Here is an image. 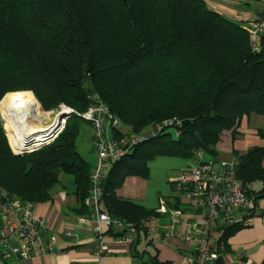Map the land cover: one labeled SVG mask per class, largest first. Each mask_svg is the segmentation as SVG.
Masks as SVG:
<instances>
[{
  "label": "trees",
  "instance_id": "obj_1",
  "mask_svg": "<svg viewBox=\"0 0 264 264\" xmlns=\"http://www.w3.org/2000/svg\"><path fill=\"white\" fill-rule=\"evenodd\" d=\"M90 93L138 132L182 120L114 163L103 182L104 209L148 234L156 209L119 197L117 189L129 175L148 177L149 162L159 156L193 160L201 150L218 157L225 132L235 141L245 116L264 115V35L254 50L246 25L205 0H0V185L10 194L46 202L60 175H70L88 214L93 166L78 139L90 124L81 116ZM25 95L36 96L45 110L65 104L75 112L53 142L18 155L1 112L7 119L5 103ZM257 133L264 139V127ZM233 156L238 178L257 202L264 197V145L243 154L234 148ZM256 181L259 191L251 188ZM246 225L223 230L226 247ZM147 264L171 263L152 256Z\"/></svg>",
  "mask_w": 264,
  "mask_h": 264
},
{
  "label": "built area",
  "instance_id": "obj_2",
  "mask_svg": "<svg viewBox=\"0 0 264 264\" xmlns=\"http://www.w3.org/2000/svg\"><path fill=\"white\" fill-rule=\"evenodd\" d=\"M246 28L251 32L254 50H259L260 38L264 35V13L255 22L246 25ZM88 98L90 105L81 116L93 128L97 162L90 176L91 190L85 199L89 212L81 215L79 222L84 224L93 220L96 223L95 253L103 256L110 254L113 247L132 246L139 236V230L134 223L112 216L103 207V182L108 171L139 144L166 127H181L182 120H166L137 133L131 127L127 130L122 128L121 120L97 93H90ZM74 112V109L65 104L53 109L52 113L56 116L44 126L47 131L36 136L35 146L26 151L32 152L53 142L63 131L68 115ZM13 150L15 153H27L20 148ZM193 162L181 170L177 183L190 208L198 212L202 220L192 230L178 232L177 235L192 246L193 259L190 264H228L224 261L226 244L221 240L223 230L247 223L249 214L257 208V202L253 196L247 194V189L238 178L234 158H206L205 153L200 150ZM35 204L10 194L0 185V255H12L19 262L60 251L44 238L42 230L47 220L36 214ZM159 211H168L163 200L160 202ZM175 217L180 221L179 215ZM66 234L77 237L71 231ZM171 235L174 234H154L158 239Z\"/></svg>",
  "mask_w": 264,
  "mask_h": 264
},
{
  "label": "crops",
  "instance_id": "obj_3",
  "mask_svg": "<svg viewBox=\"0 0 264 264\" xmlns=\"http://www.w3.org/2000/svg\"><path fill=\"white\" fill-rule=\"evenodd\" d=\"M208 6L243 25H249L258 20L264 13L262 7L251 8L252 0H205ZM259 2L260 0H256ZM264 127V115L252 113L245 116L239 126L237 139L233 141L231 131L225 132L218 144L219 159H230L233 149L241 154L253 146H263L264 139L258 136V129ZM93 133L88 137L92 154L87 157L93 168L97 156L93 145ZM92 155V156H91ZM160 157V156H159ZM170 157V156H167ZM178 158V157H177ZM154 160V159H153ZM151 162V161H150ZM149 162V176L141 177L129 175L117 189V195L130 199L149 209H156L158 216L147 221L148 234L142 230L138 240L130 247H113L110 254L98 256L95 253V222H79L81 215L87 214L81 199L76 193V185L72 178L71 185L66 184V176L60 175V183L53 189L52 199L35 204L36 214L47 220L42 230L44 238L57 246L60 251L44 256H35L17 261L16 257L0 255V264H147L152 256H157L163 262L171 264H190L193 259L192 246L178 237V232L192 230L202 218L198 212L190 208L182 194L177 179L183 168L192 164L179 163L178 174L168 172L164 178L151 174ZM168 162L165 163V165ZM194 163V162H193ZM264 164V162H263ZM165 169H168L165 167ZM160 180L165 181L166 187H160ZM259 182L261 186L254 188ZM251 185L255 191L262 187L261 181ZM165 192L167 196L161 194ZM165 201L167 212L159 211L161 201ZM179 215L180 221L175 217ZM247 225L232 234L227 240L224 261L228 264H264V197L257 200L254 215L248 218ZM68 231L77 237L68 236ZM170 237L156 238L155 233L166 234ZM145 240V246H144ZM15 244H18L15 242Z\"/></svg>",
  "mask_w": 264,
  "mask_h": 264
},
{
  "label": "rangeland",
  "instance_id": "obj_4",
  "mask_svg": "<svg viewBox=\"0 0 264 264\" xmlns=\"http://www.w3.org/2000/svg\"><path fill=\"white\" fill-rule=\"evenodd\" d=\"M264 5V0H260L259 2H257L256 0H252L251 1V8L253 9L254 7H262ZM32 93V91H20V92H17V93ZM34 95V94H33ZM7 96V95H6ZM29 96H32V95H25L24 97H29ZM20 97V96H19ZM17 97V98H19ZM32 97H35V99L37 100V97L36 96H32ZM13 99V98H12ZM2 101V100H1ZM38 103H40L38 100H37ZM1 104V102H0ZM41 105V104H40ZM41 109H42V114L39 112V115L41 116L40 117V126L41 127H44L45 125H47L50 121H52L56 114L52 113V110H45L42 105H41ZM1 110V109H0ZM41 111V110H40ZM6 112V111H5ZM7 114V112H6ZM1 116H2V120H3V124H4V127H5V130L8 134V136H10V131L12 132V129L11 127L9 126V129L8 127L6 126V121L3 117V114L1 112ZM7 117L9 119V116L7 114ZM178 119V118H177ZM177 119H170V120H177ZM7 120V119H6ZM10 123V122H9ZM121 124H122V128H125L126 130L128 129V127H131L133 129V132H137L139 133L138 131H136L134 129V127L130 124H126L124 123L122 120H121ZM11 125V124H10ZM154 125V124H152ZM152 125L150 126H147L146 128H144V130L148 129L149 127H151ZM12 126V125H11ZM10 130V131H9ZM142 130V131H144ZM140 131V132H142ZM168 132H173L174 133V129L170 128L167 130ZM91 133H93V128L91 126V124L89 123H86L82 129V132L80 134V137L78 139V145H79V149L82 153V155L87 159V157H89L90 154H92L91 152V149H90V144H89V140H88V137L91 135ZM175 134V133H174ZM10 139V137H9ZM92 156V155H91ZM206 158H208L207 156H205ZM231 158H235V156L232 155ZM168 162L166 165L165 163ZM179 163H182L183 165H187V164H193V160H187V159H181V158H177V157H167V156H160V157H156L154 160H152L150 162V165H151V174H155V172L157 171L158 175H160V177H163L168 173V172H171V173H174V174H178L179 173V169H180V166H179ZM165 167H167L168 169H165ZM64 176H66L65 178L67 179L66 180V184L68 185H71V182H72V176L70 175H66L64 174ZM166 184L169 185L168 183H166L165 181H162L160 180V187H162L163 189L166 187ZM261 186V184L259 182H256L254 184V188L255 189H258L259 187ZM161 194H163L164 196H167L165 194V192H162ZM180 196L183 197V194L180 193ZM145 240H144V246H145Z\"/></svg>",
  "mask_w": 264,
  "mask_h": 264
},
{
  "label": "bare ground",
  "instance_id": "obj_5",
  "mask_svg": "<svg viewBox=\"0 0 264 264\" xmlns=\"http://www.w3.org/2000/svg\"><path fill=\"white\" fill-rule=\"evenodd\" d=\"M4 109L9 116V119L8 117L7 119L12 125L15 134L14 136L9 130L11 138L18 148L26 145L28 134H30L31 131H40L43 129L40 126V117L43 114L40 111V104L37 102L35 97L29 96L10 99L5 103ZM39 112L42 114H40L41 116L39 115ZM5 121L8 125L9 122L6 119ZM40 134L41 133H37L35 135Z\"/></svg>",
  "mask_w": 264,
  "mask_h": 264
},
{
  "label": "water",
  "instance_id": "obj_6",
  "mask_svg": "<svg viewBox=\"0 0 264 264\" xmlns=\"http://www.w3.org/2000/svg\"><path fill=\"white\" fill-rule=\"evenodd\" d=\"M61 116H64V114H61ZM43 129H41L40 131H31L30 134H28V139H27V142H26V145L21 147L20 149L24 150V152H27L26 150H28V148H31V147H34L35 146V141L37 139H35L36 136H40L41 134H44L47 129L42 127ZM37 133H41L40 135H35ZM18 155H20L21 153H16Z\"/></svg>",
  "mask_w": 264,
  "mask_h": 264
}]
</instances>
